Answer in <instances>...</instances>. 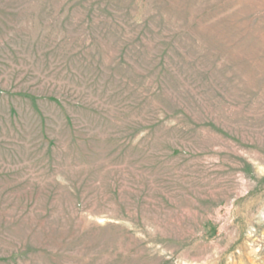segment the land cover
Here are the masks:
<instances>
[{
    "label": "rangeland",
    "instance_id": "rangeland-1",
    "mask_svg": "<svg viewBox=\"0 0 264 264\" xmlns=\"http://www.w3.org/2000/svg\"><path fill=\"white\" fill-rule=\"evenodd\" d=\"M0 264H264V0H0Z\"/></svg>",
    "mask_w": 264,
    "mask_h": 264
}]
</instances>
